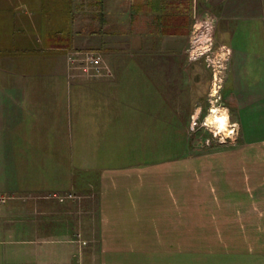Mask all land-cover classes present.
Wrapping results in <instances>:
<instances>
[{
  "label": "crops",
  "instance_id": "0c3cea01",
  "mask_svg": "<svg viewBox=\"0 0 264 264\" xmlns=\"http://www.w3.org/2000/svg\"><path fill=\"white\" fill-rule=\"evenodd\" d=\"M207 12L232 49L231 124L264 142V0H0V61H20L18 81L0 83V264L136 250L131 220L146 215L121 195L123 168L140 141L187 132L204 113L210 70L185 50ZM70 46L102 51L113 75L42 66Z\"/></svg>",
  "mask_w": 264,
  "mask_h": 264
},
{
  "label": "rangeland",
  "instance_id": "374dc122",
  "mask_svg": "<svg viewBox=\"0 0 264 264\" xmlns=\"http://www.w3.org/2000/svg\"><path fill=\"white\" fill-rule=\"evenodd\" d=\"M69 50L85 49L70 46L42 66L59 69L63 63L71 78L80 75L70 67ZM14 63L20 61H0V83L18 81L9 72ZM223 90L216 105L228 110V126L207 123L213 107L209 88L204 113L185 125L187 132L165 130L163 139L140 141L142 149L139 144L129 155L123 169L131 170L125 177L130 186L120 192L146 215L131 220L137 227L129 239L136 250L92 252L78 264H264V204L257 196L264 185V142L246 140L243 129L231 124ZM186 169H193L192 179Z\"/></svg>",
  "mask_w": 264,
  "mask_h": 264
},
{
  "label": "built area",
  "instance_id": "2783aa9c",
  "mask_svg": "<svg viewBox=\"0 0 264 264\" xmlns=\"http://www.w3.org/2000/svg\"><path fill=\"white\" fill-rule=\"evenodd\" d=\"M217 18L212 12L198 17L192 27L186 55L191 62L203 63L211 72L210 103L220 102L226 73L230 68L232 50L216 41ZM68 62L73 71L84 73L89 78H105L113 75V70L105 55L98 50L68 51ZM6 197H1L5 201Z\"/></svg>",
  "mask_w": 264,
  "mask_h": 264
},
{
  "label": "bare ground",
  "instance_id": "6f19581e",
  "mask_svg": "<svg viewBox=\"0 0 264 264\" xmlns=\"http://www.w3.org/2000/svg\"><path fill=\"white\" fill-rule=\"evenodd\" d=\"M229 121L228 110L217 105L212 107L210 114L207 116V123H216L223 128L229 125Z\"/></svg>",
  "mask_w": 264,
  "mask_h": 264
}]
</instances>
